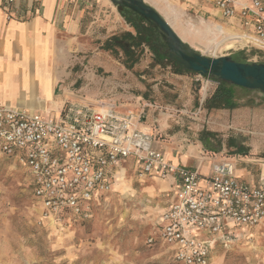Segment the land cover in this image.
<instances>
[{
	"label": "built area",
	"instance_id": "obj_1",
	"mask_svg": "<svg viewBox=\"0 0 264 264\" xmlns=\"http://www.w3.org/2000/svg\"><path fill=\"white\" fill-rule=\"evenodd\" d=\"M214 6L224 19L252 29L240 40L264 50V0H215ZM197 77L204 101L218 83ZM150 107L121 113L113 105L67 102L47 118L0 107V153L25 169L42 218L54 223L89 218L125 161L140 178L173 179V198L146 244L166 248L171 264H213V247H226L236 230L264 227V175L251 186L235 177L229 162L214 164L207 178L172 164L154 149L158 136L139 129Z\"/></svg>",
	"mask_w": 264,
	"mask_h": 264
},
{
	"label": "rangeland",
	"instance_id": "obj_2",
	"mask_svg": "<svg viewBox=\"0 0 264 264\" xmlns=\"http://www.w3.org/2000/svg\"><path fill=\"white\" fill-rule=\"evenodd\" d=\"M91 1L93 11L101 9L116 25V19L120 17L118 6L110 0ZM169 1L173 9L167 5L166 16L172 22L177 12L174 29L196 53L215 58L231 57L236 52L245 51L250 63L264 64V50L257 47L231 41L216 45L219 39L209 44L208 41L213 38L210 33L205 31L204 26L199 31L202 21L208 20V15H203L188 0ZM140 60L142 64L130 72L120 74L114 64L115 71L98 70L93 78L89 72L81 74L84 67L77 66L76 81L71 89L75 102L92 106L113 105L121 113L134 110L130 104L151 105L154 108L148 109L165 115L166 131L178 136L183 144L186 142L183 139L191 144L196 139L198 123L202 122L184 112L187 110L184 105L190 96L196 103L204 102L198 75L191 76L187 97L176 102L173 97L175 80L170 78L172 73L169 68H151L152 56L148 49ZM180 86L184 89L186 85ZM235 90L238 105H246L249 101L264 103V94L259 91ZM211 94L212 90L206 98ZM249 97L250 100L245 102ZM120 103L129 104L121 108ZM191 110L192 114L198 112L194 108L187 111ZM248 116V120L232 123L233 119L226 117L218 122L232 123L252 132L250 150L258 153H248L264 157V144L263 147L258 145V142L264 141V116L254 118L250 113ZM207 120L208 117L205 122ZM231 132L238 140L247 135L243 131ZM160 135H157L160 141L169 140L167 134ZM229 154L226 152L224 156ZM121 171L123 174L116 178ZM117 175L111 191L91 205L89 218H68L54 223L42 218L40 207L32 198L30 177L25 169L0 153V264H171L166 248L146 244L155 218L165 206V194H160L156 181L138 177L130 166L124 165ZM237 234L226 247L217 249L214 256L216 263L264 264V227Z\"/></svg>",
	"mask_w": 264,
	"mask_h": 264
},
{
	"label": "crops",
	"instance_id": "obj_3",
	"mask_svg": "<svg viewBox=\"0 0 264 264\" xmlns=\"http://www.w3.org/2000/svg\"><path fill=\"white\" fill-rule=\"evenodd\" d=\"M143 1L168 23L184 44L188 45L174 29L178 17L177 12L175 11V18L172 22L166 16L167 5L171 6V1ZM188 3L197 7L203 15H208V20L202 21L199 31L204 26L205 31L210 33L213 38L208 41L209 44H214L219 39L215 43L217 45L222 38H226V42L245 44L240 38L248 32L252 33V29H245L239 19H224L214 6L215 0H188ZM171 8L173 9L172 6ZM111 22L109 16L101 9L93 11L91 0H12L10 4L8 0H0V107L26 111L45 118L55 117L65 103L76 101L71 89L76 81L77 66L84 67L81 74L84 75L85 71L89 72L91 78L98 70L109 72L117 68L120 74L130 72L109 52L101 49L105 41L114 35L123 32L135 34L121 14L116 19V25ZM165 49L167 51V47ZM141 64L140 60L134 68ZM170 75V78L175 80L173 97L176 98V102L181 98H186L192 77ZM183 84L186 86L181 89L180 85ZM235 89L245 90L239 87ZM248 100L250 97L246 98L245 102ZM236 102L239 103L238 100ZM128 104L120 103V107L125 108ZM200 104L190 96L184 105L187 110L194 108V111H198L194 114H192L193 110L184 112L195 116L191 117L202 122V124L198 123L196 139L191 144L187 143L189 140L186 139L182 140L186 141L183 144L178 136L166 131V117L156 114L155 109H147L146 120L139 129L156 135L165 133L169 136L167 141H160L157 137L154 149L161 152L174 165L196 170L202 177L207 178L211 176L214 164L229 162L233 164L234 175L240 182L256 186L259 177L264 175V157L249 154L252 152L249 140L252 132L242 130L232 123L248 120L249 113L254 118L264 116V103H254L255 107L252 108L247 104H242L234 110L210 111L200 108ZM130 105L134 106V110L138 106ZM206 117L208 120L205 122ZM226 117L233 119L231 125L218 122L219 119H226ZM155 118L156 124L153 123ZM202 131L214 133L215 136L212 139L203 136L200 141L199 136ZM231 131H243L242 133L247 135L238 140L232 136ZM263 144L264 141L258 142L261 147ZM236 151H239L237 152L239 154ZM226 152L230 154L224 156ZM252 153L257 154L258 151ZM124 165L133 168V162L130 160L123 162L119 169H122ZM121 174L123 171L116 178ZM146 178L156 181L160 187V194H165L164 210L173 198L174 180L162 181L156 177ZM237 232L241 234L249 231L238 229L235 232L236 236ZM220 248L222 246L219 245L213 247V264H217L214 256Z\"/></svg>",
	"mask_w": 264,
	"mask_h": 264
},
{
	"label": "trees",
	"instance_id": "obj_4",
	"mask_svg": "<svg viewBox=\"0 0 264 264\" xmlns=\"http://www.w3.org/2000/svg\"><path fill=\"white\" fill-rule=\"evenodd\" d=\"M119 10L120 14L126 23L129 24L134 30L135 34L123 32L119 35H114L105 41L101 49L109 52L110 55L114 59L118 60L125 69L131 71L134 66L140 62L145 48H147L152 56V63L150 65L151 68H169L172 74L179 76L198 75L194 72L184 69L178 65L176 61L168 58L167 51L165 49L166 47L163 44L159 33L152 26H150L140 17L131 15V13L127 10H123L122 8H119ZM229 58L239 63H250L245 51L236 52ZM214 80L217 81L218 85L212 94L204 100L202 109H206L207 111L236 109L239 106L235 99L236 86L225 83L216 78H214ZM247 106H254V103L249 102ZM203 136L212 139L214 138L215 134L202 131L199 136L200 141L201 137ZM237 150H239V148ZM237 152L239 151H236V153ZM242 154L246 155V153Z\"/></svg>",
	"mask_w": 264,
	"mask_h": 264
},
{
	"label": "water",
	"instance_id": "obj_5",
	"mask_svg": "<svg viewBox=\"0 0 264 264\" xmlns=\"http://www.w3.org/2000/svg\"><path fill=\"white\" fill-rule=\"evenodd\" d=\"M125 7L152 26L167 47V56L184 69L200 76L210 75L233 86L264 94V64L239 63L229 57H206L184 44L168 23L143 0H110Z\"/></svg>",
	"mask_w": 264,
	"mask_h": 264
},
{
	"label": "flooded vegetation",
	"instance_id": "obj_6",
	"mask_svg": "<svg viewBox=\"0 0 264 264\" xmlns=\"http://www.w3.org/2000/svg\"><path fill=\"white\" fill-rule=\"evenodd\" d=\"M120 8H123V9H125V10H127V11H129L130 13H131V15H133V16H136V17H139L138 15H136L135 13H133V12H131L130 10H128L127 8H125V7H120ZM260 92V91H259Z\"/></svg>",
	"mask_w": 264,
	"mask_h": 264
},
{
	"label": "bare ground",
	"instance_id": "obj_7",
	"mask_svg": "<svg viewBox=\"0 0 264 264\" xmlns=\"http://www.w3.org/2000/svg\"><path fill=\"white\" fill-rule=\"evenodd\" d=\"M226 42V38H222V41L219 42V45H223Z\"/></svg>",
	"mask_w": 264,
	"mask_h": 264
}]
</instances>
